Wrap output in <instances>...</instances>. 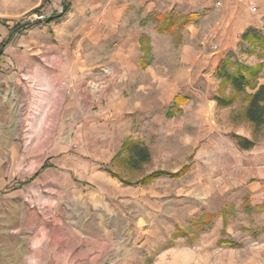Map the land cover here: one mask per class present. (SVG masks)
Instances as JSON below:
<instances>
[{
    "label": "rangeland",
    "instance_id": "obj_1",
    "mask_svg": "<svg viewBox=\"0 0 264 264\" xmlns=\"http://www.w3.org/2000/svg\"><path fill=\"white\" fill-rule=\"evenodd\" d=\"M170 10L172 23L195 21L162 32ZM250 27L264 39V0H0V264H264L263 209L244 189H188L189 172L149 178L190 170V153L221 136L248 139L223 124L217 96L231 99L240 133L264 139V124L244 117L247 94L264 84V41L241 39ZM189 46L202 51L193 68ZM214 53L245 67L244 91L211 75ZM76 59L89 76L67 82ZM135 60L137 75L122 74ZM161 93L166 111L176 93L193 99L166 117L154 109ZM116 102L143 108L121 119ZM131 139L149 152L138 166L119 149ZM79 149L80 183L62 162Z\"/></svg>",
    "mask_w": 264,
    "mask_h": 264
},
{
    "label": "crops",
    "instance_id": "obj_2",
    "mask_svg": "<svg viewBox=\"0 0 264 264\" xmlns=\"http://www.w3.org/2000/svg\"><path fill=\"white\" fill-rule=\"evenodd\" d=\"M222 1L224 3V6L226 7H228L232 3V0H222ZM240 5H243V7L240 8H242L244 11L245 2L242 1ZM261 12H259L257 15L259 16ZM246 14L247 15L249 14L247 10L245 12V16ZM188 50L190 51V53L188 54L193 56L190 61L191 67L193 68L196 64L195 63L196 60L200 62L198 57L202 54V51L197 52V50L193 46L192 47L189 46L187 51ZM187 51L186 54H184L186 60L190 58V56H188L187 54ZM221 57H222L221 54L214 53L213 61L215 60L216 61L215 64L213 65L214 67L211 70L212 76H213V71L216 65L218 64V62L220 61ZM136 62H137L136 60L133 63L129 62V66L127 67L126 65L125 69H123L122 74L124 75L132 74L133 76L137 75ZM84 65H85L84 63L80 62V59L71 60L70 63L67 65L68 68L67 82H77L80 81V77L89 76V71L91 69L82 70V68H84ZM150 66L151 64L146 66V68L144 69H140V71L142 72L139 74L141 76L147 77L149 75L148 72L151 70L148 69ZM195 71L196 68H194L193 74L195 73ZM92 76L93 78L95 79L97 78L98 80H100L103 75L100 71H97L96 73L94 72ZM118 77L120 79V78H125L126 76H122L121 74H119L114 79H117ZM176 94L173 95L170 103H168L167 109L173 104V99ZM156 96L160 98V101H158V99L156 100V103L154 104L156 108L154 109L158 111L156 112V114H158L159 106H160V113L162 114V116H164L166 113V108H164L165 107L164 94L161 93L160 96L158 94ZM72 97L79 98L78 100H80V95L78 97L76 96H72ZM112 97L115 98V95L111 94V96H104V100L109 101L113 99ZM192 99L193 98L188 97V100L184 104L179 106V108L182 109V113L184 111V106L190 103ZM78 100L76 101V103H74L73 101L71 102V105L75 107L74 113H77V115H75L76 117L72 115L73 120L71 121L73 122L71 124L73 126L72 128L76 127L77 129L73 137V140L78 142L80 148V137H83L82 135H80V133H83V130L85 128L84 123L86 121L85 119L80 121V102H78ZM102 101L103 99H100V101H96V106L98 107V110L95 113H93V117H95V115H97L99 112L104 110L103 106H101ZM117 102L113 106V112L119 114L120 118L121 116H123V114H126L127 116V114H132L135 110L143 108V107L142 108L136 107V106H140L139 103H135L134 105L133 103H130V105L127 104L128 107L125 106L126 108H122L121 103H117ZM215 106L216 108L219 109L218 117L222 118V122L224 125L229 126L230 129H234L233 131L234 133L245 136L251 140V131H245L243 133H240L238 130L239 124L231 123L229 121L228 116L230 112V107H224V108L217 107L216 101H215ZM154 109H150L149 112H153ZM208 114H210V112H208ZM97 121H100V117L97 119ZM124 122L126 123L127 121ZM80 125H81V130H80ZM127 125L128 127L130 126L128 123ZM96 140L97 139H94V142H96ZM121 144L122 141L119 144V149L121 147ZM190 156H191L190 161L192 162V166L191 169L189 170L188 168L187 171L189 172V177H190L189 178L190 183L188 189H244L246 191L244 195H246L250 206L254 209L256 207L262 206V208L260 209H263L262 211L264 213V139L256 142L254 145H252L249 148H240L238 144L230 137L221 136L218 140H214L212 143L209 144L206 143L204 145H201L200 147L195 148V150L192 151V153H190ZM112 158L113 156L111 157V159ZM62 162L68 163L67 165L68 174H71L73 177L76 178V181L80 183V162L83 163L85 162V159H82L80 161V149L77 154L75 153L73 155L72 154L67 155ZM40 167L45 168L46 165L42 164ZM187 172L183 176H185Z\"/></svg>",
    "mask_w": 264,
    "mask_h": 264
},
{
    "label": "trees",
    "instance_id": "obj_3",
    "mask_svg": "<svg viewBox=\"0 0 264 264\" xmlns=\"http://www.w3.org/2000/svg\"><path fill=\"white\" fill-rule=\"evenodd\" d=\"M173 12V10H170L169 12L164 13L163 21L165 23V27H162L160 31L170 32L174 27L181 28L195 21V19L191 18L183 21H178V23H172L171 16H173ZM241 39H246L249 44H252L254 42L262 43L261 41H264L262 33H259L256 29L251 27L247 28L242 33ZM145 65H147V63H145L143 59H140V68H144ZM231 65L232 62L228 58L224 57L220 59L214 69V76L221 81L229 83L234 91H244L250 82L248 77L249 75L245 73L247 72L245 67L244 70L235 69L233 71L230 70ZM248 72V74L254 75L256 73V70L250 69ZM187 100L188 97L177 94L173 99V104L167 109L165 116L172 117L176 114L181 113L182 110L178 106L184 104ZM246 100L247 102L244 107V117L254 126L255 130L259 126L264 124V84H259L254 87L252 92L247 94ZM215 101L217 106L219 107H228L232 102L231 99H224L220 96L215 97ZM235 138L238 141V145L242 148H249L254 144L252 140H248L239 135H236ZM121 146L122 149H125L126 152H128V156L132 160L134 165L138 166L141 163L146 162L149 158L147 147L138 140H126L121 144ZM188 168L189 165L185 164L180 169L174 172L155 171L154 173L149 175V178L158 177L162 174H168L171 178H180L188 171Z\"/></svg>",
    "mask_w": 264,
    "mask_h": 264
},
{
    "label": "built area",
    "instance_id": "obj_4",
    "mask_svg": "<svg viewBox=\"0 0 264 264\" xmlns=\"http://www.w3.org/2000/svg\"><path fill=\"white\" fill-rule=\"evenodd\" d=\"M218 3V2H217ZM215 47V46H214ZM75 146V145H74Z\"/></svg>",
    "mask_w": 264,
    "mask_h": 264
}]
</instances>
